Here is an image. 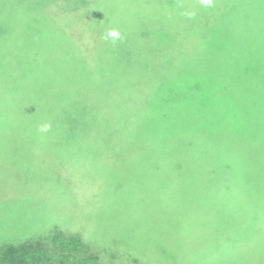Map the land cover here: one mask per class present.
Wrapping results in <instances>:
<instances>
[{"label":"rangeland","instance_id":"1","mask_svg":"<svg viewBox=\"0 0 264 264\" xmlns=\"http://www.w3.org/2000/svg\"><path fill=\"white\" fill-rule=\"evenodd\" d=\"M94 1L90 12L95 27L105 35L111 29L120 33L119 39L109 38L110 47L124 42L132 48L127 60L157 62L176 72L175 80L160 81L157 90L174 85L172 96L179 98L167 108L164 120L160 117L155 127L150 121L148 128L181 129L189 137L210 130L221 160H240L248 177L262 168L264 179V0H212L210 7L201 0ZM31 3L0 0V7L18 18H47L41 9H31ZM51 10L57 11L53 16L61 24L72 14L62 7ZM31 23L41 27L36 20ZM68 23L71 28L65 22L63 27L90 49L98 42L99 32L94 38L73 17ZM22 24L19 19L16 28ZM202 31L212 38L210 44L199 38ZM158 98L153 99L149 119L159 115ZM123 112L126 115L125 105ZM168 134H160L161 139ZM169 140L174 151L177 139ZM59 145L40 141L31 148L29 143L0 140V248L6 243H40L52 250L51 235H77L97 264H264V237H258L253 224L247 221L249 228L234 233L236 237H219L216 230L241 226L242 207L255 211L262 226L264 192H251L248 201L241 192L244 181L212 172L209 158H187L171 171L146 168L140 177L148 185V202L144 199L139 208L143 225L127 216L102 224L103 182L93 174L81 179L85 161L79 155L55 157L50 149L65 151ZM84 146L92 150L94 144ZM37 148L50 153L42 156ZM169 159L179 161L176 155ZM23 172L31 174L29 193L16 188L23 186L18 183ZM53 172L67 185L66 198L35 186L37 179L52 177ZM166 188L170 191L163 192ZM234 205L238 207L228 208ZM128 226L135 234L123 237L131 230ZM146 226L149 233L144 232Z\"/></svg>","mask_w":264,"mask_h":264},{"label":"trees","instance_id":"2","mask_svg":"<svg viewBox=\"0 0 264 264\" xmlns=\"http://www.w3.org/2000/svg\"><path fill=\"white\" fill-rule=\"evenodd\" d=\"M94 3V0H32L30 5L34 8L31 9H41L47 18L32 15L18 18L14 12L0 7V140L29 143L31 148L40 141H54L65 149L63 154L59 152L60 147L50 149L55 157L73 159L75 155L81 156L85 162L82 174L78 176L88 179V174H93L104 184L103 208L99 215L102 224L108 219L116 223L114 217L127 216L143 225L138 217L144 199L148 202L145 191L148 185L141 179L143 171L146 168L171 171L173 167L183 165L187 158H209L212 172L243 180L245 190L241 192L248 201L251 192H264L262 168L248 177L246 171L242 172L240 160L233 163L221 160L213 148L217 140L212 131L207 130L205 135L204 131L197 130L195 136L189 137L181 133V129L148 128L150 121L151 127H155L160 117L164 120L168 115L167 108L179 98L172 96L174 85L166 86L162 92L157 90L160 81L175 80L176 72L157 62L127 60L132 48L124 42L110 47L101 28L95 27L98 24L90 12ZM59 7L72 11L62 24L53 16L58 14L57 11L51 10ZM72 17L94 38L99 32L98 42L93 43L92 49L63 27L65 22L71 28L68 18ZM19 19L23 24L17 29ZM34 20L41 27L33 26L31 21ZM199 38L208 44L212 41L205 31ZM100 41H103L102 45ZM155 97H159V115L156 118L150 115L149 119ZM45 124L49 129L42 132L41 126ZM166 133L169 134L163 141L160 134ZM171 136L177 139L174 151L169 140ZM87 143L94 144L92 150L84 146ZM25 150L31 151L28 146ZM37 150L42 156L50 153L48 148ZM170 155H176L179 161L170 160ZM162 156L165 158L161 159ZM195 168L193 166V170ZM30 176L23 172L19 177L18 183L23 186L16 188L20 192L33 189ZM53 182L57 184H51ZM227 185L230 187L229 180ZM35 186L66 198L67 185L55 173L45 180L37 179ZM162 191L168 192L170 188ZM247 221L259 229L258 237H264V229H261L264 217L260 226L256 212L244 207L241 226L216 230L219 237H236L234 233L243 227L249 228ZM127 228L131 229L130 226ZM146 228L144 232L149 233ZM134 234L135 228L123 237ZM162 235L158 233L157 237ZM50 237L52 250L40 243L3 244L0 264H97L98 259L88 254L80 236L54 234Z\"/></svg>","mask_w":264,"mask_h":264},{"label":"clouds","instance_id":"3","mask_svg":"<svg viewBox=\"0 0 264 264\" xmlns=\"http://www.w3.org/2000/svg\"><path fill=\"white\" fill-rule=\"evenodd\" d=\"M201 2L204 4V6L206 7H210L211 4H212V0H201ZM113 39V40H116V39H119L120 38V33L118 30H115V29H111L109 30L107 33H106V36H105V39ZM49 129V125L45 124V125H42L41 126V131L42 132H46L48 131Z\"/></svg>","mask_w":264,"mask_h":264}]
</instances>
